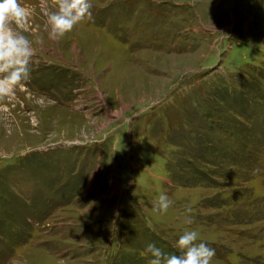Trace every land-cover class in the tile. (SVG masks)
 <instances>
[{"label": "rangeland", "instance_id": "rangeland-1", "mask_svg": "<svg viewBox=\"0 0 264 264\" xmlns=\"http://www.w3.org/2000/svg\"><path fill=\"white\" fill-rule=\"evenodd\" d=\"M18 2L34 54L0 97V264H148L186 230L212 264H264V0H90L59 42Z\"/></svg>", "mask_w": 264, "mask_h": 264}, {"label": "clouds", "instance_id": "clouds-1", "mask_svg": "<svg viewBox=\"0 0 264 264\" xmlns=\"http://www.w3.org/2000/svg\"><path fill=\"white\" fill-rule=\"evenodd\" d=\"M91 9L90 0H56L51 8L47 0H41L48 40L59 42L82 20H91ZM29 15V10L18 0H0V97L14 95L16 87L30 78L33 41L13 27L22 25ZM36 43L43 41L37 40ZM172 203L167 194L161 193L154 211L165 214ZM186 222L191 224L192 219L188 218ZM198 235L195 230H186L179 236L175 241L179 254H166L154 243L147 244L144 255L151 257L148 264H212L216 250L204 242L198 243Z\"/></svg>", "mask_w": 264, "mask_h": 264}]
</instances>
